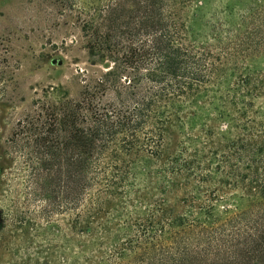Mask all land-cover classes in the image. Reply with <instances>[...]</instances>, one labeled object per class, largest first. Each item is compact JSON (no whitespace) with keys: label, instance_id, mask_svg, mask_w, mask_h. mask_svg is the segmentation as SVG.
<instances>
[{"label":"trees","instance_id":"obj_1","mask_svg":"<svg viewBox=\"0 0 264 264\" xmlns=\"http://www.w3.org/2000/svg\"><path fill=\"white\" fill-rule=\"evenodd\" d=\"M132 3L134 48L88 44L111 72L75 97L58 88L5 141L24 179L21 202L0 206V264H264V78L235 69L264 51V13L245 51L215 55L191 43L207 0Z\"/></svg>","mask_w":264,"mask_h":264},{"label":"rangeland","instance_id":"obj_2","mask_svg":"<svg viewBox=\"0 0 264 264\" xmlns=\"http://www.w3.org/2000/svg\"><path fill=\"white\" fill-rule=\"evenodd\" d=\"M122 1L0 0V153L6 152L0 161V206L9 202L17 205L22 199V159L16 153L7 155L15 148L5 144L17 133V124L35 117L44 100H57L55 91L58 88L75 97L83 80L111 72L112 59L108 55L100 58L99 53L91 58L88 44L102 42L108 34L114 37L112 41L120 40L123 47L131 45L134 48V21L129 15L134 4L132 0ZM110 10H114L113 21L107 23L104 15ZM250 10H254L251 17L247 14L252 12ZM263 13L264 0H207L197 24L192 26L195 41L190 42L197 49L215 55L241 54L245 51L244 33L252 30V26L261 25ZM191 17L192 12L184 14L186 27L193 24ZM92 27L99 28L98 32ZM124 51L122 49L115 57L119 59L126 54ZM245 55V61L235 66L236 73L249 72L264 78V51H251ZM91 60H95V66H90ZM117 80L127 86L125 79ZM119 100L112 89L103 99L112 103ZM259 110H264L260 99L254 101L252 113ZM262 115L259 120L264 124ZM214 120L208 125L223 135L221 124ZM227 192L239 197L237 191ZM183 208L180 205L178 212ZM224 208L233 210L229 202L218 204L217 216H223ZM56 223L60 224L59 221ZM1 261L7 262L6 257Z\"/></svg>","mask_w":264,"mask_h":264}]
</instances>
